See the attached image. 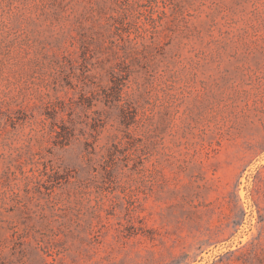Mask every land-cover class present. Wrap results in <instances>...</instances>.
Wrapping results in <instances>:
<instances>
[{
    "label": "rangeland",
    "instance_id": "1",
    "mask_svg": "<svg viewBox=\"0 0 264 264\" xmlns=\"http://www.w3.org/2000/svg\"><path fill=\"white\" fill-rule=\"evenodd\" d=\"M0 264H264V0H0Z\"/></svg>",
    "mask_w": 264,
    "mask_h": 264
}]
</instances>
